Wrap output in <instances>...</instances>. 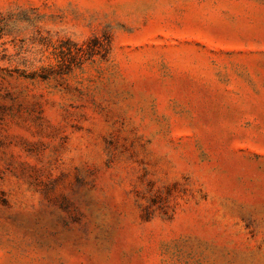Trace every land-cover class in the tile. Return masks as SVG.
Instances as JSON below:
<instances>
[{"label":"rangeland","instance_id":"1","mask_svg":"<svg viewBox=\"0 0 264 264\" xmlns=\"http://www.w3.org/2000/svg\"><path fill=\"white\" fill-rule=\"evenodd\" d=\"M0 264H264V0H0Z\"/></svg>","mask_w":264,"mask_h":264},{"label":"trees","instance_id":"2","mask_svg":"<svg viewBox=\"0 0 264 264\" xmlns=\"http://www.w3.org/2000/svg\"><path fill=\"white\" fill-rule=\"evenodd\" d=\"M98 40V39H97ZM99 41V42H98ZM96 42V44H94V47L96 48H103L104 47V44L101 40H98ZM96 45V46H95ZM93 50V52L91 53V56L94 55V54H97L98 52L94 51V48H91ZM90 57V56H89Z\"/></svg>","mask_w":264,"mask_h":264}]
</instances>
